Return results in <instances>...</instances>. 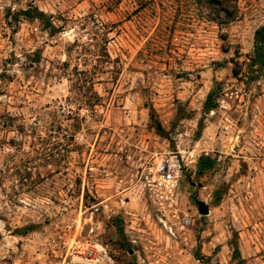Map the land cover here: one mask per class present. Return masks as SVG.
Returning a JSON list of instances; mask_svg holds the SVG:
<instances>
[{"label":"rangeland","instance_id":"obj_1","mask_svg":"<svg viewBox=\"0 0 264 264\" xmlns=\"http://www.w3.org/2000/svg\"><path fill=\"white\" fill-rule=\"evenodd\" d=\"M263 26L264 0H0V264H54L77 215L118 264H264Z\"/></svg>","mask_w":264,"mask_h":264},{"label":"built area","instance_id":"obj_2","mask_svg":"<svg viewBox=\"0 0 264 264\" xmlns=\"http://www.w3.org/2000/svg\"><path fill=\"white\" fill-rule=\"evenodd\" d=\"M183 173L182 161L176 154L167 155L156 165L154 177L146 183V189L150 198L157 199L159 191L166 195V203L160 204L159 210L174 211L175 195L182 184ZM81 216L77 215L72 233L62 241L54 264H118L111 254L109 244H104L100 239L92 215L83 221ZM179 225L182 229L186 228L189 221L182 218Z\"/></svg>","mask_w":264,"mask_h":264},{"label":"trees","instance_id":"obj_3","mask_svg":"<svg viewBox=\"0 0 264 264\" xmlns=\"http://www.w3.org/2000/svg\"><path fill=\"white\" fill-rule=\"evenodd\" d=\"M18 14L27 21H39L48 32H53L54 30L52 23L45 20V15L35 8L20 11ZM251 66L257 68H262L264 66V26L257 29L253 35ZM209 98L210 96H208L207 100H209Z\"/></svg>","mask_w":264,"mask_h":264},{"label":"water","instance_id":"obj_4","mask_svg":"<svg viewBox=\"0 0 264 264\" xmlns=\"http://www.w3.org/2000/svg\"><path fill=\"white\" fill-rule=\"evenodd\" d=\"M197 211H198L199 215H201V216H207L209 214V210H208L207 206L201 202L197 203Z\"/></svg>","mask_w":264,"mask_h":264}]
</instances>
